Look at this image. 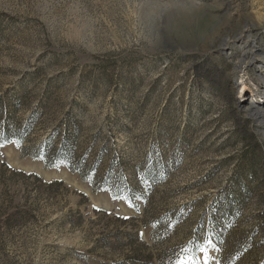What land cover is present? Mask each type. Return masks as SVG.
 I'll list each match as a JSON object with an SVG mask.
<instances>
[{
	"label": "rangeland",
	"instance_id": "1",
	"mask_svg": "<svg viewBox=\"0 0 264 264\" xmlns=\"http://www.w3.org/2000/svg\"><path fill=\"white\" fill-rule=\"evenodd\" d=\"M0 264H264V0H0Z\"/></svg>",
	"mask_w": 264,
	"mask_h": 264
},
{
	"label": "snow or ice",
	"instance_id": "2",
	"mask_svg": "<svg viewBox=\"0 0 264 264\" xmlns=\"http://www.w3.org/2000/svg\"><path fill=\"white\" fill-rule=\"evenodd\" d=\"M124 218L127 219V217H124ZM196 246L200 249L201 252L205 253V262H207V260L210 259V257L207 255L208 249L213 248V250H215L211 239L206 238L205 243L203 245L197 244Z\"/></svg>",
	"mask_w": 264,
	"mask_h": 264
},
{
	"label": "trees",
	"instance_id": "3",
	"mask_svg": "<svg viewBox=\"0 0 264 264\" xmlns=\"http://www.w3.org/2000/svg\"><path fill=\"white\" fill-rule=\"evenodd\" d=\"M65 151H69L68 149L64 148Z\"/></svg>",
	"mask_w": 264,
	"mask_h": 264
}]
</instances>
